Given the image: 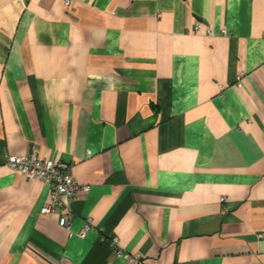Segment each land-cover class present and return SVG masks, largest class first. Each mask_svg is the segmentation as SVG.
<instances>
[{
  "label": "crops",
  "instance_id": "0c3cea01",
  "mask_svg": "<svg viewBox=\"0 0 264 264\" xmlns=\"http://www.w3.org/2000/svg\"><path fill=\"white\" fill-rule=\"evenodd\" d=\"M63 2L0 0V264H264V0Z\"/></svg>",
  "mask_w": 264,
  "mask_h": 264
},
{
  "label": "built area",
  "instance_id": "2783aa9c",
  "mask_svg": "<svg viewBox=\"0 0 264 264\" xmlns=\"http://www.w3.org/2000/svg\"><path fill=\"white\" fill-rule=\"evenodd\" d=\"M64 6H71L70 0H64ZM197 27V24H196ZM239 85V82L237 83ZM8 167L26 178H39L47 185L50 201L46 203L42 209V213H51L57 211L59 214L58 224L67 230L70 229V214H65L63 208L67 204V200L76 197L80 193H85L88 186L79 184L73 177L71 165L62 162H56L49 158L40 157L36 150L22 156H8L6 160ZM224 201V198H222ZM90 219H87L86 224L80 231L83 234L89 227ZM116 240L112 238V244L115 245ZM117 256L124 257L132 264H142L139 254H129L116 249Z\"/></svg>",
  "mask_w": 264,
  "mask_h": 264
}]
</instances>
